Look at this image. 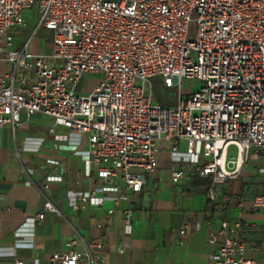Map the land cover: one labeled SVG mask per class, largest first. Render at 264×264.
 Returning <instances> with one entry per match:
<instances>
[{
  "label": "built area",
  "instance_id": "built-area-1",
  "mask_svg": "<svg viewBox=\"0 0 264 264\" xmlns=\"http://www.w3.org/2000/svg\"><path fill=\"white\" fill-rule=\"evenodd\" d=\"M27 9L38 14L32 34L52 31L49 52H33L31 36L18 46L10 33L27 28ZM1 41L0 61L7 70L0 73V127L14 129L23 114L42 113L68 129L66 140L79 143L87 135L90 162L114 206L142 190L165 147L179 158L204 157L195 171L211 176V201H216L214 186L235 176L253 150L264 155V0H0ZM90 73L99 81L82 94L78 83ZM154 76L179 87L176 107L155 100L149 79ZM183 79L200 83L187 98ZM182 143L185 156L179 155ZM231 145L236 158L228 156ZM259 172L263 190L253 204L264 210V164ZM184 175L183 167L176 168L171 179L178 184ZM39 189L44 210L29 217L28 225L57 211ZM96 198L95 190L81 193L71 207L85 210ZM122 211L131 224L132 207ZM243 232L239 219L211 229L208 242L217 246L212 264H264L245 256ZM187 237L183 228L177 243ZM260 248L264 254V241ZM105 259L102 240L76 234L48 263L35 257L12 264H104Z\"/></svg>",
  "mask_w": 264,
  "mask_h": 264
},
{
  "label": "crops",
  "instance_id": "crops-1",
  "mask_svg": "<svg viewBox=\"0 0 264 264\" xmlns=\"http://www.w3.org/2000/svg\"><path fill=\"white\" fill-rule=\"evenodd\" d=\"M36 46L33 52L45 53L40 42ZM6 70L0 61V73ZM67 133L66 127L55 125L52 117L42 113L29 118L23 114L14 129L0 127V264L35 257L48 263L76 234L88 241H103L104 264H212L217 246L208 242V235L225 219L241 220L245 256L263 263L264 210L253 204L254 196L263 190L262 152L253 150L235 176L216 184V201H211L207 196L211 176L195 171L204 157L199 155L197 162L179 158L165 147L142 190L131 193L129 202L114 206L112 193L101 188L96 166L90 162L87 135L76 143L74 137L64 138ZM185 150L182 143L179 155L185 156ZM228 156L236 158V146L229 147ZM180 167L185 175L176 184L171 173ZM39 188L57 211H47L43 220L28 225L29 217L44 210ZM90 190H95L97 198L85 210L74 211L71 205L77 196ZM127 205L134 211L131 224L125 222L122 211ZM110 209L114 211L109 213ZM183 228L188 237L178 244ZM254 244L259 249H253ZM121 246L123 252H119Z\"/></svg>",
  "mask_w": 264,
  "mask_h": 264
},
{
  "label": "rangeland",
  "instance_id": "rangeland-1",
  "mask_svg": "<svg viewBox=\"0 0 264 264\" xmlns=\"http://www.w3.org/2000/svg\"><path fill=\"white\" fill-rule=\"evenodd\" d=\"M24 18L27 23V28L13 29L10 33L15 36V41L22 44L27 38L31 36L30 48L34 49L37 43L40 42V47L45 52H48L52 44V31L47 28L38 29L37 32L33 33L34 28L37 25L38 14L36 9H27L24 12ZM3 41L0 42V45ZM193 60L197 59V52L192 51ZM152 85L153 96L156 101L163 107H176L177 106V93L179 92L178 86L168 87L164 84L162 77L154 76L149 78ZM99 81V75L97 74H86L82 77L77 86V91L82 94H88L92 91L95 85ZM200 83L192 79L182 80V96L187 98L193 89L198 88Z\"/></svg>",
  "mask_w": 264,
  "mask_h": 264
},
{
  "label": "bare ground",
  "instance_id": "bare-ground-1",
  "mask_svg": "<svg viewBox=\"0 0 264 264\" xmlns=\"http://www.w3.org/2000/svg\"><path fill=\"white\" fill-rule=\"evenodd\" d=\"M239 162H241V160Z\"/></svg>",
  "mask_w": 264,
  "mask_h": 264
}]
</instances>
